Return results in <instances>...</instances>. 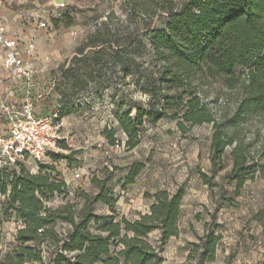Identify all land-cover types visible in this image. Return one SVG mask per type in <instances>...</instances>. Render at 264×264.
Masks as SVG:
<instances>
[{
    "label": "rangeland",
    "instance_id": "1",
    "mask_svg": "<svg viewBox=\"0 0 264 264\" xmlns=\"http://www.w3.org/2000/svg\"><path fill=\"white\" fill-rule=\"evenodd\" d=\"M51 1L0 0L5 11L14 15L15 32L35 37L40 90L52 80L57 83L53 97L44 106L47 111L60 110L61 147L41 161L27 159L23 163L32 173L42 171L66 182V191L55 193L45 205L57 208L73 202L80 207L83 199L79 193L85 190L95 194L92 179L98 176L107 179L117 198L116 220H134L150 209L153 199L145 197L147 192H175L183 187L180 234L166 243L164 264H182L191 242L199 241L207 228H217L222 235L215 260L207 264H264V172L246 179L237 195L236 182L230 178L231 148L224 168L213 172L212 124L195 125L183 132L179 120L172 117L157 123L147 121L141 142L133 149L126 146V134L119 129L117 116L124 110L135 105L150 108L151 95L143 88L151 86L157 77L152 39L154 29L165 27L168 11L156 8L152 0H65L68 6L55 11ZM37 13L48 19L43 29L32 19ZM202 88L206 100L218 111H232L238 103L237 90L220 81L209 79ZM156 103H164L162 96ZM106 127L117 129V144L108 143L103 132ZM251 127L248 139L255 135ZM136 161L146 167L135 183L123 188ZM6 170L12 174L19 166ZM201 171L212 184L204 182ZM4 202L0 194V238L13 245L20 223L12 210H5ZM94 211L111 213L101 202L94 205ZM56 227L64 235L71 229L64 221ZM158 238V231L150 235L153 242ZM40 247L44 256L37 264H49L56 245L43 242Z\"/></svg>",
    "mask_w": 264,
    "mask_h": 264
},
{
    "label": "trees",
    "instance_id": "2",
    "mask_svg": "<svg viewBox=\"0 0 264 264\" xmlns=\"http://www.w3.org/2000/svg\"><path fill=\"white\" fill-rule=\"evenodd\" d=\"M152 1L156 8L168 11V17L165 27L154 29L152 39L157 77L151 86L143 88L151 95L150 108L130 106L117 116L119 129L127 137L126 146L133 149L141 142L147 121L157 123L172 117L179 120L183 132L195 125L212 124L213 172L224 168L231 148L230 178L236 182L238 195L246 179L264 172V0ZM209 79L237 90L238 103L232 111H218L206 100L202 87ZM159 96L162 105L156 103ZM251 126L255 135L248 139ZM103 132L110 145L119 142L116 128L106 127ZM145 167L143 162H134L123 188L135 183ZM200 174L206 184H212L206 173ZM92 184L97 192L81 191L80 207L66 202L52 208L45 201L55 193H64L65 181L42 171L32 173L23 164L12 174L0 173L3 206L23 221L16 244L2 264L43 261V242L57 247L49 264H164L166 243L180 234L184 188L147 192L145 197L153 199L148 212L134 220L117 221V198L107 179L94 176ZM99 202L108 205L111 213H95L94 205ZM59 221L71 225L65 235L56 227ZM154 231L159 233L157 242L150 239ZM221 239L217 228H207L199 241L191 242L182 264L214 261Z\"/></svg>",
    "mask_w": 264,
    "mask_h": 264
},
{
    "label": "built area",
    "instance_id": "3",
    "mask_svg": "<svg viewBox=\"0 0 264 264\" xmlns=\"http://www.w3.org/2000/svg\"><path fill=\"white\" fill-rule=\"evenodd\" d=\"M66 6L68 2L65 0L51 1L55 11ZM32 19L39 29L48 24L43 13L32 15ZM35 43L33 36L9 34L7 23L0 14V173L7 171L8 167L25 163L27 159L41 161L50 152L59 150L63 140L60 110L47 111L44 106L54 95L56 79L40 90L36 78L41 68L36 63ZM19 223L15 235L23 227V221L19 219ZM2 231L0 226V234ZM15 244L0 238V264ZM38 262L42 261H25L24 264Z\"/></svg>",
    "mask_w": 264,
    "mask_h": 264
},
{
    "label": "crops",
    "instance_id": "4",
    "mask_svg": "<svg viewBox=\"0 0 264 264\" xmlns=\"http://www.w3.org/2000/svg\"><path fill=\"white\" fill-rule=\"evenodd\" d=\"M0 14L3 16L4 20L7 23V30L9 34L16 33L15 29L13 27V17L14 15H11L9 12L5 11V8L3 7L2 3H0ZM28 37V35H25ZM34 37V36H33Z\"/></svg>",
    "mask_w": 264,
    "mask_h": 264
}]
</instances>
